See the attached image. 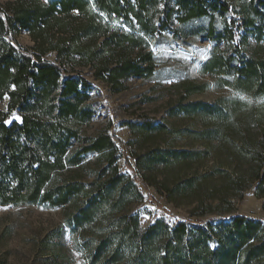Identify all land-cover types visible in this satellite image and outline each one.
Wrapping results in <instances>:
<instances>
[{
    "label": "rangeland",
    "instance_id": "obj_1",
    "mask_svg": "<svg viewBox=\"0 0 264 264\" xmlns=\"http://www.w3.org/2000/svg\"><path fill=\"white\" fill-rule=\"evenodd\" d=\"M165 1L171 17L160 28ZM7 5L17 0H0L1 8ZM155 11L151 34L134 19L128 24L100 14L112 31L142 39L136 47L110 44L91 64L58 59L54 51L42 57L64 70L63 79L87 83L80 116L62 122L78 140H71L69 159L42 191L67 201L0 205V264H146L162 256L168 242L160 226L148 233L156 222L171 231L181 222L193 228L243 217L264 227V184L255 180L264 172V92L244 85L238 72L242 63L264 60V21L234 29L230 39L233 13L179 22L172 0H158ZM79 22L69 19L71 26ZM66 36L53 28L41 45L20 30L16 40L28 50L46 49ZM144 54H150V70L141 76L113 85L98 74L124 60L140 62ZM6 105L4 97L0 111ZM13 120H20L18 110L6 122ZM102 137L113 146L80 153ZM2 183L9 192L18 184L10 176ZM210 237L215 250L217 237Z\"/></svg>",
    "mask_w": 264,
    "mask_h": 264
},
{
    "label": "trees",
    "instance_id": "obj_2",
    "mask_svg": "<svg viewBox=\"0 0 264 264\" xmlns=\"http://www.w3.org/2000/svg\"><path fill=\"white\" fill-rule=\"evenodd\" d=\"M22 1L17 0L13 7H0V100L7 97L6 111H0V205L40 201L60 205L66 203L65 195L53 200L49 192L42 191L52 179L53 171L64 167L63 158L69 159L71 140H78L76 132L63 126L62 122L80 116L81 98L87 83L71 76L63 79L64 70L42 57L47 51H54L58 59L71 62L77 57L91 64L110 44L119 47L127 43L131 48L136 47L142 39L112 31L109 24L102 22L100 14L114 15L128 24L134 19L144 34H151L156 30L152 20L158 0ZM172 1L179 11V22L214 13L219 16L233 13L231 29L226 30L230 39L234 29L257 28L256 23L260 25L264 21V0ZM163 5L165 15L160 28L169 24L172 11L168 1ZM73 13L76 16H72ZM70 18L73 21L81 18L82 22L71 26ZM53 28L67 34L66 38L60 37L42 49L48 31ZM20 30H25L41 45L30 50L20 46L16 40ZM208 37H214L212 30ZM99 38H103L102 42L93 49ZM241 43L245 44V38ZM139 61L147 66L142 69L140 62L124 60L112 70L102 67L98 74H107L105 79L117 85L121 78L141 76L150 70V54L142 55ZM238 72L244 85L253 87L256 92H264V60L242 63ZM14 110L19 111L20 120L7 124L6 120ZM84 117H89V113L86 112ZM50 118L54 121L50 122ZM112 146V139L102 137L82 148L80 153ZM8 176L18 182L10 192L2 183ZM255 180L258 185L264 184V172H256ZM160 223L149 227L148 233L161 227V236L168 238L165 253L159 258H150L146 264H261L264 258V227L258 222L235 217L229 223H207L204 227L193 228L181 222L171 231ZM210 234L217 237L215 250L208 246ZM251 240L257 245L250 244Z\"/></svg>",
    "mask_w": 264,
    "mask_h": 264
},
{
    "label": "snow or ice",
    "instance_id": "obj_3",
    "mask_svg": "<svg viewBox=\"0 0 264 264\" xmlns=\"http://www.w3.org/2000/svg\"><path fill=\"white\" fill-rule=\"evenodd\" d=\"M18 119V118H17ZM10 122V121H9ZM9 122H6V123H9Z\"/></svg>",
    "mask_w": 264,
    "mask_h": 264
}]
</instances>
